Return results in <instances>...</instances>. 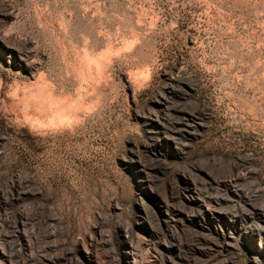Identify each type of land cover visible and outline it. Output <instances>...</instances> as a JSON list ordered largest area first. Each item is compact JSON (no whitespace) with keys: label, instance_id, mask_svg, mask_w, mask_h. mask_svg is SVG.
Masks as SVG:
<instances>
[{"label":"rangeland","instance_id":"rangeland-1","mask_svg":"<svg viewBox=\"0 0 264 264\" xmlns=\"http://www.w3.org/2000/svg\"><path fill=\"white\" fill-rule=\"evenodd\" d=\"M198 262L264 264V0H0V264Z\"/></svg>","mask_w":264,"mask_h":264},{"label":"bare ground","instance_id":"bare-ground-1","mask_svg":"<svg viewBox=\"0 0 264 264\" xmlns=\"http://www.w3.org/2000/svg\"><path fill=\"white\" fill-rule=\"evenodd\" d=\"M97 44V43H96ZM196 190V189H195ZM200 197V196H199ZM199 197H195L194 195L192 196V198L194 199V200H198V199H201V198H199ZM201 204V203H200ZM210 209V208H209ZM213 209L215 210V211H217V212H219V213H221V211L219 210V208L218 207H213ZM214 211V212H215ZM230 220H232V219H230ZM233 221V220H232ZM219 244V243H218ZM212 248V247H211ZM214 248V247H213ZM213 250V249H212ZM205 253H207L206 251H204ZM134 256V255H133ZM198 264H199V262H198ZM208 264H214V263H208ZM216 264V263H215Z\"/></svg>","mask_w":264,"mask_h":264}]
</instances>
